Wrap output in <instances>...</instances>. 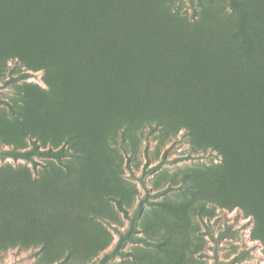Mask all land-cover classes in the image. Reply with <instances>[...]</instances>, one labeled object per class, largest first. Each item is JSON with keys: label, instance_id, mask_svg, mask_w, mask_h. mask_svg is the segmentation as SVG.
Masks as SVG:
<instances>
[{"label": "rangeland", "instance_id": "1", "mask_svg": "<svg viewBox=\"0 0 264 264\" xmlns=\"http://www.w3.org/2000/svg\"><path fill=\"white\" fill-rule=\"evenodd\" d=\"M241 1L244 11L228 0H99V14L103 5L108 17L127 23V48L146 69L206 66L207 53L221 47L264 63V20L251 13L253 6L264 11V0ZM215 8L227 19L223 28L208 15ZM2 21L0 149L30 151L36 143L59 154L33 155L34 162L0 157V264H96L121 238L122 254L106 264H264L256 219L236 203L222 206L197 192L196 179L220 166V155L193 153L184 130L164 138L150 125L118 124L140 101L119 93L126 77L116 90L99 85L103 54L120 48L94 46L95 78L83 89L69 72L51 79L22 59L26 53L32 60L19 32L23 17L9 25L4 19L12 34L3 35ZM201 21L203 33L195 34ZM225 33L236 48L218 42ZM256 172L250 200L264 192V170ZM143 181L149 197L137 213ZM224 197L229 201L227 191Z\"/></svg>", "mask_w": 264, "mask_h": 264}, {"label": "trees", "instance_id": "2", "mask_svg": "<svg viewBox=\"0 0 264 264\" xmlns=\"http://www.w3.org/2000/svg\"><path fill=\"white\" fill-rule=\"evenodd\" d=\"M228 1L235 10H245L241 0ZM251 9L255 17L264 20L263 10L255 6ZM99 13V0H86L84 3L82 0H0L3 35L12 34L8 25L15 19L21 21L23 17L27 26L22 29L19 25V32L26 40L32 60L26 57V53L22 59L43 68L51 79L69 72L79 87L87 88L95 78H91L95 70L90 63L95 57L94 46L120 48L103 54L99 85L103 92L116 90L122 83V77H126L129 84L119 93L135 96L140 101L136 109L116 118L118 124L125 128L150 125L152 131H162L164 138L176 136L184 130L193 153L215 151L222 157V164L203 178L196 179L197 192L222 206L226 202L238 204L256 219L257 231L264 240V192L258 191L252 200L248 198L249 194L256 193L253 182L258 180L256 171L264 170V63L257 58L251 59L240 50L226 51L221 47L207 53L206 66L166 63L169 68L153 70L149 69V64L146 69V65L139 66L141 59L127 48V23H118L115 18L108 17L103 5L102 15ZM207 14L205 10L204 15ZM208 15L219 27H225L227 19L221 10L215 8ZM94 17H99L97 28L93 24ZM202 24L203 21L200 26L197 24L195 34L203 33L200 32ZM119 32H124V39L119 38ZM232 37V34L225 33L218 42L227 40L231 48H236ZM177 56L179 54H173L171 59ZM105 70H108L109 78H104ZM22 76L27 77L28 73ZM171 84L175 90L170 89ZM145 94L155 97L154 104L144 101ZM110 109L114 110L112 106ZM58 154L50 149L41 151L36 143L30 151L0 149L1 158L33 162V155L57 158ZM128 167L131 168L129 164ZM146 174L147 171L144 172ZM142 185L146 195L139 203L137 213L141 212L149 197L144 181ZM224 187L227 188L220 191ZM226 191L229 201L224 197ZM122 239L96 264H106L114 256L121 255Z\"/></svg>", "mask_w": 264, "mask_h": 264}]
</instances>
